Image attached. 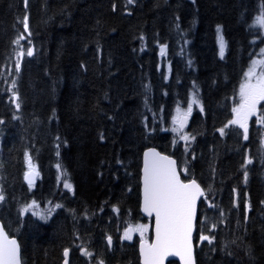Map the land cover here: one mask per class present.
Returning <instances> with one entry per match:
<instances>
[{"label": "trees", "instance_id": "1", "mask_svg": "<svg viewBox=\"0 0 264 264\" xmlns=\"http://www.w3.org/2000/svg\"><path fill=\"white\" fill-rule=\"evenodd\" d=\"M260 12L264 0H0V205L9 201L0 218L19 239L23 264H61L72 228L99 253L91 242L104 229L128 214L147 219L140 212L144 150L186 162L168 128L193 91L200 106L187 125L194 140L183 179L205 190L196 264H264V125L253 119L245 139L229 123L233 97L264 42L254 25ZM259 110L264 116V101ZM29 157L38 172L31 185ZM59 169L71 190L57 186ZM27 199L61 204L45 222L28 204L20 220L17 208ZM87 213L95 217L85 220ZM117 246L134 251L123 258ZM137 246L119 238L97 261L130 264Z\"/></svg>", "mask_w": 264, "mask_h": 264}, {"label": "snow or ice", "instance_id": "2", "mask_svg": "<svg viewBox=\"0 0 264 264\" xmlns=\"http://www.w3.org/2000/svg\"><path fill=\"white\" fill-rule=\"evenodd\" d=\"M26 2V0H25ZM131 2V0H130ZM27 18H25L24 26L27 27ZM256 23L264 26V13L256 18ZM23 39V36L20 37ZM19 39L16 41L19 44ZM224 40L221 37L220 51L221 55L224 52ZM163 51V49H162ZM21 52L19 55H23ZM28 56H32L33 52L29 50ZM264 63V62H262ZM253 69L249 70L248 76L254 74ZM13 86H15L13 82ZM16 96L15 93H13ZM241 103L239 107L233 109L236 113V119L230 121V124L239 125L244 131V138H248V119L256 113L257 104L264 100V74L257 77L256 83H252L249 79L240 89ZM18 100V96L16 97ZM20 104L16 103V108ZM191 112V107L188 109ZM264 122V119H262ZM2 123V121H0ZM180 128H183V121H180ZM223 133V129L220 130ZM103 138V137H102ZM187 140L188 137H182ZM251 163V161H248ZM59 167V165H58ZM29 184L34 183V176L38 175L29 157ZM187 171V169H185ZM65 188L71 189L72 185L64 184ZM204 190L193 179L189 183L181 181L179 173L176 169L175 161L168 157L160 156L154 150L145 155L144 165V211L149 215L155 213L156 216V243L152 245H142L141 250L144 254V264H163L164 256L171 251H176V254L181 255L184 259V264H195L193 257L192 233L194 229V219L196 214V202L204 196ZM4 199L0 194V201ZM35 201H33V206ZM31 207V206H30ZM60 207V205H57ZM27 211V209H25ZM36 215H42L36 212ZM213 228L215 225L212 226ZM144 226L129 228L125 232V238L131 240V233L134 231L141 232L143 235ZM201 241L212 243L214 237L201 235ZM111 238L109 237V242ZM68 250H65L64 255L67 257ZM85 255L90 256L87 250ZM0 264H20L19 245L16 240L8 239L7 233L4 232L3 225L0 224ZM65 264L68 261L65 260ZM103 264V261L100 262Z\"/></svg>", "mask_w": 264, "mask_h": 264}, {"label": "rangeland", "instance_id": "3", "mask_svg": "<svg viewBox=\"0 0 264 264\" xmlns=\"http://www.w3.org/2000/svg\"><path fill=\"white\" fill-rule=\"evenodd\" d=\"M262 13L264 12H260L257 16L259 17ZM256 18L254 20V25L256 27H259V30L261 31L263 40H264V26H261L259 24L256 23ZM26 30H28V27H26ZM217 37H218V42H219V47L221 44V37H223L224 40V49L226 48V39L225 36L223 34L222 28L219 27L217 30ZM256 52L254 54V56L252 57V59L249 62V65L246 68L243 80L241 82L240 88L238 89V91L236 92V94L233 97V106H232V111L233 109L239 107L240 103H241V97H240V89L241 87L249 81V79L251 80L252 83H256V79L257 77L261 76L262 74H264V42L263 44L259 47L256 48ZM166 68H167V72L169 73L170 70V64L168 61L165 62ZM254 67V74L249 77L248 73L250 69H253ZM196 86V84L194 85V87ZM193 87V88H194ZM261 100L259 101V103L257 104V111L255 114H253L252 116L249 117L248 119V124L254 119L256 123L258 124H263L264 122H262V119H264V116L260 113L259 110V106L262 103ZM200 106V99L198 97V94L193 91L191 93V96L188 100L187 103H181L179 105H177V107L174 110V113L171 117V125L168 128V131H170L173 135V144L178 145L180 144L179 148H181L182 152H183V156H185L186 158V162L184 161V159L182 158V162H179V170L183 175L187 176V172H188V168H189V161H190V154L187 152L189 150V148L192 146L193 143V136L191 135V133L187 130V125L189 122V117L193 114L194 109L199 108ZM189 107H191V112L189 113L188 109ZM186 118V123L185 126L183 128H180V121H182V118ZM236 119V113L233 111V118L232 120ZM187 136L188 139H182V137ZM179 161V160H178ZM35 168V170L37 171L36 167L34 164H32ZM185 169H187V171H185ZM26 171H30L29 169V164H27L26 166ZM38 177V175H37ZM65 183H69L71 184V182L69 181L66 173L62 170L59 169L58 170V175H57V186L62 188L63 190H71L68 188L64 187ZM72 185V184H71ZM202 186V185H201ZM3 193V188H2V184H0V194ZM204 197V196H203ZM202 197V198H203ZM201 200V199H200ZM33 201H35L34 199H27L26 201H24L23 203H21L18 208H17V216L19 217V219L21 220V216H22V212L25 209V207L30 204L31 208L28 210V213L30 215H32L35 219L41 221V222H45L48 221L52 218V216L56 213L58 207L57 205H60L61 202H53V201H44V202H38L35 201V205L33 206ZM207 205L209 206V199L206 201ZM9 206V201H4V203H1L0 205V209L4 212H6L5 208ZM109 211L114 212H118L117 208L114 207H110ZM36 212H40L42 215H36ZM100 213L105 212L104 209H101L100 211H98ZM92 215V218L95 217L94 214H86L87 219L88 220ZM11 219H13V216L10 214L9 216ZM1 219V218H0ZM132 225L134 228H136L137 226H144V231H143V235H141V232L139 231H134L133 234L138 237L141 240H149V237L151 235V222L150 219H146V220H138V221H134L131 217V214H128L126 216L125 221H121L119 220V222H116L112 229H104V231H102L101 233V239H94L93 242H91V244L93 246H95L96 248H99V253H97V251H95V249L90 245V241L89 238L84 237L81 235V231L78 228H72L70 231L72 232V239L70 242V246L69 248L71 249V263L75 264L76 262H81L83 264H98L99 261H97V259L102 257V254H104L107 251V247L106 245L110 248V245L107 243H105L104 241H107V237L111 236L112 240L115 242L117 239L121 238L123 239V236H125V232L128 229V226ZM98 226H100V224L98 223ZM96 227V226H95ZM94 227V229L98 232V230ZM80 228L84 229L85 231L88 229V225L83 226V224H81ZM12 230L18 234L19 233V227H13ZM133 240V238L131 239ZM85 250H87L89 253H91L90 256H87L84 254ZM134 255L131 258H127V260L130 262V264H141V262L139 260H137L136 258V253L133 252ZM78 258V261H77ZM124 258V257H123ZM175 264V263H173Z\"/></svg>", "mask_w": 264, "mask_h": 264}, {"label": "water", "instance_id": "4", "mask_svg": "<svg viewBox=\"0 0 264 264\" xmlns=\"http://www.w3.org/2000/svg\"><path fill=\"white\" fill-rule=\"evenodd\" d=\"M182 121H183V127H184V126H185V123H186V118L183 117V118H182ZM153 150H154L155 153H158L160 156H165V157H168L170 160L175 161L176 169H177V172L179 173V176H180L181 181H183L184 183H189L191 180H193V179H189V180H185V179H183L182 174H181V172H180V170H179V168H178V167H179V165H178V161H177V159H176L174 156L169 155V154H167V153H164V152H162L161 150H159L158 148L153 147V146L148 147V148H146V149L144 150L143 162H142V174H141V203H140V211H141V214H142L143 216H145V217H148V218H149V217H153V229H152V231H153V236H152V240H151V241H141V243L139 244V254H140V262H141V264H144V254H143V252H142V250H141V246H142V245H152V244H155V243H156V216H155V213H152L151 215H149L147 212L144 211V165H145V155H146L147 153L152 152ZM28 173H29V172H27L26 177L28 176ZM36 176H37V175L34 176V182L36 181ZM27 180H28V178H27ZM194 180H195V181L200 185V187L204 190V188L201 186V184H200L196 179H194ZM204 193H205V190H204ZM202 197H203V196H202ZM202 197H200V198L197 200V202H196V214H195V219H194V229H193V233H192L193 257H194V260H195V264H196V254H195L194 234H195L196 223H197V219H198V205H199L200 199H201ZM0 224L3 225L4 232L7 233V237H8V239H10V240H11V239L16 240L17 244L19 245V259H20V264H22L21 246H20V242H19L18 238H17L16 236H11V235L8 233V231H7L6 228L4 227V224H3V222H2L1 220H0ZM129 228H133V227H132V226H129ZM129 228H128V229H129ZM128 229H127V230H128ZM131 235H132V237H133V232L131 233ZM66 250L69 251V254H68L67 257L64 255V259H63V261H62V264H65V260H67V261H68V264H70V258H69L70 250H69V249H66ZM64 253H65V251H64ZM172 260L177 261L178 264H184V259L182 258L181 255L176 254V251H175V250L169 252L168 255L164 256V258H163V264H168L169 261H172Z\"/></svg>", "mask_w": 264, "mask_h": 264}, {"label": "flooded vegetation", "instance_id": "5", "mask_svg": "<svg viewBox=\"0 0 264 264\" xmlns=\"http://www.w3.org/2000/svg\"><path fill=\"white\" fill-rule=\"evenodd\" d=\"M150 222H151V227H150L151 235H150L149 239L151 240V239H152L153 218L150 219ZM138 239H139L138 237L134 236V237H133V241H130V243H131V244H134V242H135V241H138ZM123 241H124V240H123ZM128 242H129V241H128ZM113 243H114V241L111 240L110 244L112 245ZM110 249H111V246H110ZM130 250H132V248L129 247V248L127 249V253H129ZM116 251H117L116 253L121 252V254H122L121 257H124V256L127 254V253H122V248H120V247H118V246H117V248H116ZM77 261H78V258H77ZM103 261H104V260H103ZM70 262H71V255H70ZM129 263H130V262H129ZM71 264H72V263H71ZM104 264H105V261H104Z\"/></svg>", "mask_w": 264, "mask_h": 264}, {"label": "bare ground", "instance_id": "6", "mask_svg": "<svg viewBox=\"0 0 264 264\" xmlns=\"http://www.w3.org/2000/svg\"><path fill=\"white\" fill-rule=\"evenodd\" d=\"M150 147V146H149ZM188 180V179H187Z\"/></svg>", "mask_w": 264, "mask_h": 264}]
</instances>
